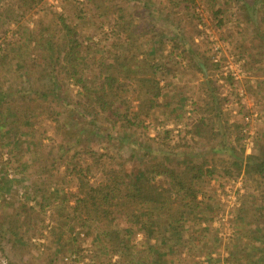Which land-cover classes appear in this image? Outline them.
<instances>
[{
    "label": "rangeland",
    "instance_id": "obj_1",
    "mask_svg": "<svg viewBox=\"0 0 264 264\" xmlns=\"http://www.w3.org/2000/svg\"><path fill=\"white\" fill-rule=\"evenodd\" d=\"M14 1L0 0V47L8 40L18 43L9 71L0 66L3 89L13 94L0 97V264H264V178L242 170L236 174L231 166L264 149V0H256L254 8L252 0H124L144 34L137 41L142 52L130 48L120 59L109 34L110 5L123 0H37L21 7L18 21L1 13ZM59 14L77 29L89 63L108 65L104 73L116 79L113 106L116 99L137 106L132 79L151 75L128 67H141L143 61L163 65L156 74L159 105L142 116L145 130L123 127L121 120L101 127L80 121V108L72 110L79 88L58 65L54 79H43L47 93L34 94L35 64L43 60L45 66L44 59L55 57ZM161 41L159 53L145 52ZM190 48L200 69L184 57ZM211 95L220 100L221 118L207 140L187 129L197 116L212 115L204 107ZM17 109L13 136L10 121ZM156 136L161 140L150 139ZM99 153H105L100 164ZM160 160L176 168L207 161L214 168L213 175L203 177L197 205L177 231L164 230L167 220L159 214L154 225L131 233L123 231L125 223H113L127 241L117 246L93 227L80 226L72 211L75 170L94 181L101 166L121 162L139 171ZM42 187L49 198L43 212ZM22 205L32 209L30 220L20 212Z\"/></svg>",
    "mask_w": 264,
    "mask_h": 264
},
{
    "label": "trees",
    "instance_id": "obj_2",
    "mask_svg": "<svg viewBox=\"0 0 264 264\" xmlns=\"http://www.w3.org/2000/svg\"><path fill=\"white\" fill-rule=\"evenodd\" d=\"M35 2L37 0H15L13 5H5L1 13L7 19L18 21L23 14L21 7H30ZM126 2H113L110 5L113 24L110 26L109 34L114 40V46L121 50V54L115 56L116 59L123 58L125 56L123 51H129L130 48L142 52L137 41L144 33L139 22L135 21ZM255 2L256 0H252L249 6L254 8ZM260 19L264 23V16ZM58 20L62 33L58 43L53 46L55 57L53 60L48 57L44 59L46 58L44 57L43 59L47 60L45 66H43V60L35 64L39 71L34 80L37 86L34 88V94L45 95L47 93L49 88L43 79H47L48 75L54 79V65H58V68L63 71V76L69 78L79 88V97L72 103V110L75 112L77 108H80V121H84L92 127H101L104 122L113 124L115 121L121 120L123 127L145 130L146 125L143 123L142 116L159 105L157 99L162 88L156 74L163 69V65L159 62L150 64L143 61L141 67L135 69L128 67L127 71L129 72H148L151 75H141L132 79L135 84L133 89H136L137 106L131 107L126 99H116L118 104L113 106L111 97L113 99L117 97L113 89L116 79L110 73H104V71H108V65L100 63L99 68H94L89 63L86 46L75 26L66 21L61 14L58 15ZM221 22L222 19L218 18L217 23L221 24ZM178 43L179 40L176 39L172 45L177 46ZM17 44L16 41L8 40L4 47H0V66L4 67L6 71H9L10 53L16 50ZM162 47L163 41L159 42L155 48L148 47L150 50L145 52L148 54L152 52V56H154L159 53ZM158 56H162V54H158ZM184 57L200 69L194 48H190ZM130 59L132 58L130 57ZM22 60L25 62L26 58L22 57ZM203 62L207 68L208 62L205 60ZM3 84L1 78L0 97H12L11 90H4ZM210 99V102L205 101L204 107L210 109L213 112L212 115L197 116L192 121L191 128H186L188 133L207 140L214 133V124L221 118L220 100L217 101L214 95H211ZM68 104L70 103H64V105ZM122 105H124V109L121 110ZM26 109L31 113L34 111L31 108ZM21 110L24 109L21 108ZM17 111V113L16 111L12 112L10 121L13 125L11 129L13 136L18 131L16 122L18 119L20 120L19 114H21L18 109ZM150 139L161 140L159 136ZM102 154L105 153H99L96 157L98 164H100ZM108 158L111 157L108 156ZM116 164L109 168L100 165L101 177L94 181H91L86 173L75 170L77 189L72 194L74 201L72 211L80 226L93 227L97 234L109 236V240L117 246H126L127 241L119 237V230L112 228L113 223H125L123 231L131 233L134 227L145 230L149 224L154 225L155 214H159L167 220L164 230L177 231L180 222L197 205L203 177L214 174V168L210 167L207 161L185 163L182 168L167 165L161 160L153 161L144 163L139 171L128 168L121 162ZM231 166L236 174L242 170L246 175L256 174L264 178V149L260 153L246 154L244 164L236 160L231 161ZM225 171L230 172L229 169H225ZM40 190L41 200L38 201V205L40 211L43 212L46 204H49V198L45 187ZM29 210L32 209L30 207L27 209L25 205H22L20 209V212L26 213L28 220H30ZM20 212L17 214L20 215Z\"/></svg>",
    "mask_w": 264,
    "mask_h": 264
}]
</instances>
